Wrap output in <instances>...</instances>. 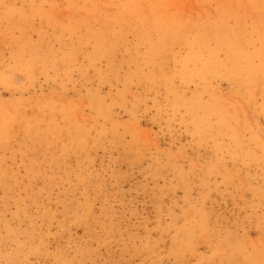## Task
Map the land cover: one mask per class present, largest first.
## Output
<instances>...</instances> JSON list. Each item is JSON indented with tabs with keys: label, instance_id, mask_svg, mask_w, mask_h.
I'll return each mask as SVG.
<instances>
[{
	"label": "rangeland",
	"instance_id": "374dc122",
	"mask_svg": "<svg viewBox=\"0 0 264 264\" xmlns=\"http://www.w3.org/2000/svg\"><path fill=\"white\" fill-rule=\"evenodd\" d=\"M0 264H264V0H0Z\"/></svg>",
	"mask_w": 264,
	"mask_h": 264
}]
</instances>
